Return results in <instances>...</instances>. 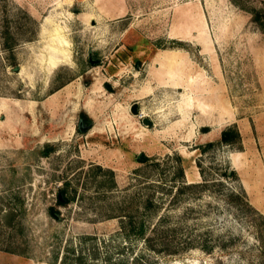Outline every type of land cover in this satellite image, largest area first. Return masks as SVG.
<instances>
[{"label": "rangeland", "instance_id": "obj_1", "mask_svg": "<svg viewBox=\"0 0 264 264\" xmlns=\"http://www.w3.org/2000/svg\"><path fill=\"white\" fill-rule=\"evenodd\" d=\"M258 11L264 0H0V264H264ZM57 26L71 59L51 70ZM169 56L192 90L169 80ZM233 126L241 141L221 142ZM130 217L151 242L127 236Z\"/></svg>", "mask_w": 264, "mask_h": 264}, {"label": "trees", "instance_id": "obj_2", "mask_svg": "<svg viewBox=\"0 0 264 264\" xmlns=\"http://www.w3.org/2000/svg\"><path fill=\"white\" fill-rule=\"evenodd\" d=\"M256 14L257 15L255 16V21L258 23L260 28L264 31V12L258 11ZM220 141L223 143H227V144H234L236 142H240L241 141V133H240L239 129L235 126L227 128L222 132ZM213 145H214V142L209 143V146H213ZM50 152H51V147L48 146L46 151H45V154H49ZM140 160L146 161L147 157L145 155H143L140 158ZM225 174H226V176L232 178V177L236 176V171L234 169L229 168ZM199 184L200 183H194L192 185H187V186L188 187H196V186H199ZM62 191L63 192H61V193H63L64 200L60 199V197H59L58 201L61 204L68 203L70 201V199L65 197V195H64L65 193H64L63 189H62ZM231 195L235 196L237 198L243 199L244 191L241 189L232 188ZM149 207H150L149 205H146L145 209H149ZM122 224L127 230V236L128 237L135 236L136 238L144 239L145 242L146 241L151 242V239L147 236L148 225L144 219L136 220L134 217H130V219L128 221L124 219L122 221ZM150 246H153L152 243H150Z\"/></svg>", "mask_w": 264, "mask_h": 264}, {"label": "bare ground", "instance_id": "obj_3", "mask_svg": "<svg viewBox=\"0 0 264 264\" xmlns=\"http://www.w3.org/2000/svg\"><path fill=\"white\" fill-rule=\"evenodd\" d=\"M51 43L48 45V60L50 69L59 64L68 62L71 59V53L68 49L69 42L62 33V29L57 26L51 30ZM166 57V56H165ZM165 74L169 80L177 85L183 84L187 90L191 89L190 83L185 82L180 74V67L176 56H169L162 62ZM193 75V74H192ZM192 90V89H191Z\"/></svg>", "mask_w": 264, "mask_h": 264}, {"label": "water", "instance_id": "obj_4", "mask_svg": "<svg viewBox=\"0 0 264 264\" xmlns=\"http://www.w3.org/2000/svg\"><path fill=\"white\" fill-rule=\"evenodd\" d=\"M137 107H138L137 103H135V104L132 106V111H133L134 113H138V109H137ZM145 121L148 122L147 119H146ZM89 127H90V125H85L83 120H81V122L79 123V129H80L81 131H83V132H86V131L89 129ZM60 198H61L62 200H64L63 193H60ZM53 213H54V211H53Z\"/></svg>", "mask_w": 264, "mask_h": 264}, {"label": "flooded vegetation", "instance_id": "obj_5", "mask_svg": "<svg viewBox=\"0 0 264 264\" xmlns=\"http://www.w3.org/2000/svg\"><path fill=\"white\" fill-rule=\"evenodd\" d=\"M81 120H83V121H84V124H85V125H88V123H87V121H86V119H85V118H83V117H82V118H80V121H79V123L81 122ZM59 197H60V195H59ZM60 199H61V198H60Z\"/></svg>", "mask_w": 264, "mask_h": 264}]
</instances>
